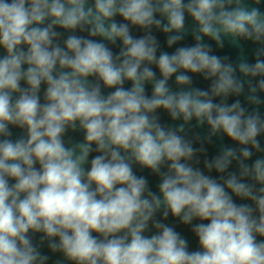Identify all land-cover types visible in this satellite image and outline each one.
<instances>
[{"label": "clouds", "instance_id": "9594fccd", "mask_svg": "<svg viewBox=\"0 0 264 264\" xmlns=\"http://www.w3.org/2000/svg\"><path fill=\"white\" fill-rule=\"evenodd\" d=\"M262 109L264 0H0V264H264Z\"/></svg>", "mask_w": 264, "mask_h": 264}, {"label": "water", "instance_id": "95a60500", "mask_svg": "<svg viewBox=\"0 0 264 264\" xmlns=\"http://www.w3.org/2000/svg\"><path fill=\"white\" fill-rule=\"evenodd\" d=\"M187 23L188 24L192 23L190 18L187 20ZM134 34L136 36L141 35V33L138 32V31H134ZM154 34L157 36L158 42L160 43V46H161L160 50L171 52V51H174L175 47H177L176 45H174L172 49H169L167 47V45H166V36L164 34H162V33H159V32H155ZM183 43L187 44V45H191L192 43H194V41L192 40L191 36H188V37H186V39H185V41ZM210 43H213L214 51L218 55H229L233 59H235L237 54H238V50L232 48L228 44L225 45V48L223 50L216 51L214 42H210ZM245 47H246L249 59L251 60L252 59V49H253L254 46L250 45V44H246ZM113 51H114V53H118V47H114ZM157 75H159L158 72H157ZM193 81H194V86L200 87L201 89H207V87L209 86V83H210V82L203 81L202 78H200L199 76H193ZM173 82H174V78L172 80H170V84H173V87H174V83ZM128 86H130V83L126 85V87H128ZM146 92H147L148 95L151 94V85H146ZM233 99L234 98H230L229 102H232ZM241 99H242V97H241ZM262 111H264V109H262ZM158 113L160 114L162 122H164V123H168V124L176 123V124H179V123L182 122V121L172 122L170 117L168 116V114L163 112V110H158ZM195 124H196L195 120L190 122V127L192 128V131L189 133V136H191V135H193L195 133H199L201 136H204V135H206L208 133L209 129L207 128L206 125L197 128V127H195ZM12 131H13V134H14L13 138H16V137H18V136H20L22 134L21 130L16 129V128H13ZM69 137H71L72 140L75 142V141L82 140L83 139V134L80 133V132L73 133V132L70 131L67 134L65 139L67 140ZM261 142H262V144H264V138H261ZM231 144H232V142L228 141L226 138H224V139L214 138V144L212 146L206 145L205 147L208 149L209 157H212V156L218 154V152L220 151V148L223 145H229L230 146ZM194 147H199V145L198 144H194ZM136 171H137L138 175H144V176H146L148 178L150 186H151V188L154 191L158 190L157 189V184H158L159 181H158L157 177L152 176L148 172V170H140L138 167L136 168ZM165 223H168L169 225L174 226L175 229L178 232H180L183 236H185L189 240V242H190V250H195L197 248V241H196V238L194 237V235L191 233L190 227L180 224L177 219L172 218L171 216H169L168 220L165 221Z\"/></svg>", "mask_w": 264, "mask_h": 264}]
</instances>
